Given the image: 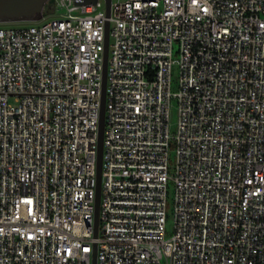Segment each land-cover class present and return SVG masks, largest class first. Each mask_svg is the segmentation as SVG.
I'll return each instance as SVG.
<instances>
[{"label": "built area", "instance_id": "1", "mask_svg": "<svg viewBox=\"0 0 264 264\" xmlns=\"http://www.w3.org/2000/svg\"><path fill=\"white\" fill-rule=\"evenodd\" d=\"M57 3L0 27V264H264V0Z\"/></svg>", "mask_w": 264, "mask_h": 264}, {"label": "water", "instance_id": "2", "mask_svg": "<svg viewBox=\"0 0 264 264\" xmlns=\"http://www.w3.org/2000/svg\"><path fill=\"white\" fill-rule=\"evenodd\" d=\"M49 0H0V23L19 22V21H39L43 18L45 4ZM96 0H83V3H95ZM107 2V14H110L111 0ZM81 3V2H80ZM109 50V23L106 25L103 86L100 110L99 140H98V161H97V194H96V214H95V237L98 236L99 228V205L101 197V178H102V156H103V137L105 127V103L107 85V61ZM93 264H97V245H94Z\"/></svg>", "mask_w": 264, "mask_h": 264}, {"label": "rangeland", "instance_id": "3", "mask_svg": "<svg viewBox=\"0 0 264 264\" xmlns=\"http://www.w3.org/2000/svg\"><path fill=\"white\" fill-rule=\"evenodd\" d=\"M58 0H49L45 4L44 16L39 21H19V22H9V23H0V27H14V28H23V27H32V26H41L46 22L59 18L61 14L65 11L58 5ZM111 43V40H110ZM179 79H180V67H179V56L176 53L173 57V66L171 72V92L177 93L179 91ZM10 102L15 105L17 104L12 97ZM178 128V99L173 96L170 103V133L174 136ZM176 143L172 139L170 146V165L169 173L171 176L175 174V165H176ZM174 209H175V183L173 179H169L168 188H167V209H166V238H170L174 234Z\"/></svg>", "mask_w": 264, "mask_h": 264}]
</instances>
